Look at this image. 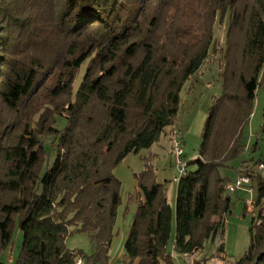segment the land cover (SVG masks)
<instances>
[{
	"label": "trees",
	"instance_id": "obj_1",
	"mask_svg": "<svg viewBox=\"0 0 264 264\" xmlns=\"http://www.w3.org/2000/svg\"><path fill=\"white\" fill-rule=\"evenodd\" d=\"M167 9L177 21L163 35ZM248 12L240 91H226L212 108L201 156L186 160L179 178L174 250L190 257L217 238V255L225 257L232 200L220 175L212 188V173L245 149L264 69V0L250 9L249 0H0V264H7L2 256L17 226L24 241L16 264H76L79 256L109 263L123 201L114 169L152 148L166 128L172 140L182 88L216 47L215 25L229 19L228 34L239 32ZM223 108L232 146L222 160H206ZM144 160L126 264H174V208L152 156ZM257 171H245L258 192L250 246L238 264H264V174ZM80 232L89 235L92 253L67 245Z\"/></svg>",
	"mask_w": 264,
	"mask_h": 264
},
{
	"label": "rangeland",
	"instance_id": "obj_2",
	"mask_svg": "<svg viewBox=\"0 0 264 264\" xmlns=\"http://www.w3.org/2000/svg\"><path fill=\"white\" fill-rule=\"evenodd\" d=\"M253 0H249V9ZM32 12V10H31ZM250 12L247 13L242 30L228 34L229 19L224 24L215 25L216 47L210 57L204 63L198 74L188 80L181 91V109L177 123L174 128H178L184 140V152L187 161L195 160L201 156V146L204 140L207 120L212 108L221 100L223 101L226 91L235 93L240 91V74L244 71L246 62L244 61V46L249 21ZM177 21V16L172 15L170 9L164 11L160 19L159 31L163 35L172 23ZM0 46V54L2 53ZM86 65L82 67L79 84L84 75ZM259 87L256 92L253 113L245 128L243 143L245 149L241 155L231 157L224 165L212 173V188L220 175L226 179V183H235L239 169L243 160L250 161L253 166L255 161L264 162V69L260 75ZM230 111L224 108L217 116L213 133L208 142L206 153L203 156L206 160L213 157L222 160L226 151L232 146L229 140L228 131L231 126ZM170 128H166L160 140L152 148L142 149L139 154H130L115 169V175L122 182L123 201L119 207L117 228L118 235L115 237L111 253L118 250L124 242L125 237L132 225L133 216L138 206L139 190L137 186V174L141 173L145 167V158L152 156V162L156 168L157 179L165 182L167 186V197L174 208V230L169 245V251L173 256L174 264H192L193 260H204L203 264H238V261L246 253L250 246V225L256 210L253 211V202L257 198L258 183L253 181L246 186L237 189L235 192L226 191V195L231 196V208L225 216V233L223 241L225 243V257H219L218 246L220 239L209 240L205 247L192 257L181 255L175 252L174 243L176 238V203L178 195V184L180 173L174 163L173 148ZM45 142L50 147L51 138H46ZM52 148V147H50ZM196 165L188 167L194 170ZM257 171V168H254ZM259 172V170L257 171ZM264 174V170H261ZM24 241V233L17 226L14 239L10 249L4 253L2 260L7 264H16V259L20 254ZM70 248L83 249L90 248V238L85 232L75 233L66 240Z\"/></svg>",
	"mask_w": 264,
	"mask_h": 264
},
{
	"label": "built area",
	"instance_id": "obj_3",
	"mask_svg": "<svg viewBox=\"0 0 264 264\" xmlns=\"http://www.w3.org/2000/svg\"><path fill=\"white\" fill-rule=\"evenodd\" d=\"M172 148H173V158L174 163L176 167L179 170L180 177L186 173V166L187 161L183 157L184 156V143L182 141V136L178 128H174L172 133ZM254 168H257V170L261 171L264 170V162H260L253 166L251 163L241 165V168L239 169V175L233 184L227 185V191L228 192H235L237 189L242 188L246 186L247 184L252 183V178L250 175L245 173V171L252 170ZM245 170V171H243ZM178 177L177 179L179 180ZM185 257H188L186 254ZM76 264H86L85 259L81 256H79L76 260Z\"/></svg>",
	"mask_w": 264,
	"mask_h": 264
},
{
	"label": "crops",
	"instance_id": "obj_4",
	"mask_svg": "<svg viewBox=\"0 0 264 264\" xmlns=\"http://www.w3.org/2000/svg\"><path fill=\"white\" fill-rule=\"evenodd\" d=\"M127 235H128V233H127ZM126 238L127 237H125L124 242L120 245V247L118 248V250L114 251L113 253L110 252L111 257H110V261H109L108 264H126L125 248H124ZM71 249H73V248H71ZM87 252L88 253H92L93 252V247H92L91 239H90V248H89V250H87ZM134 264H137V262H135Z\"/></svg>",
	"mask_w": 264,
	"mask_h": 264
}]
</instances>
